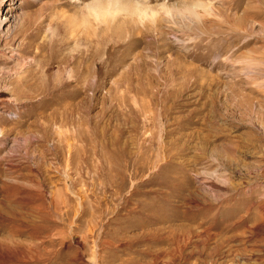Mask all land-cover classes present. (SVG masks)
I'll use <instances>...</instances> for the list:
<instances>
[{
	"label": "rangeland",
	"instance_id": "374dc122",
	"mask_svg": "<svg viewBox=\"0 0 264 264\" xmlns=\"http://www.w3.org/2000/svg\"><path fill=\"white\" fill-rule=\"evenodd\" d=\"M5 14L0 264H264V0Z\"/></svg>",
	"mask_w": 264,
	"mask_h": 264
},
{
	"label": "bare ground",
	"instance_id": "6f19581e",
	"mask_svg": "<svg viewBox=\"0 0 264 264\" xmlns=\"http://www.w3.org/2000/svg\"><path fill=\"white\" fill-rule=\"evenodd\" d=\"M140 9V8H139ZM166 10L168 11L169 9H167L166 8ZM142 11V10H141ZM153 12H155V11H153ZM149 14V13H147V12H144V11H142V13L141 14ZM151 14V13H150ZM139 15H140V13H139ZM152 15V14H151ZM154 16V15H153ZM19 20H20V17H19V15H15V14H5L4 16H3V18L1 17L0 18V31H3V33L7 36V35H11L14 31H15V29L17 28V26H18V23H19ZM9 23V25L4 29V26H6L7 24ZM4 36V35H3ZM189 40H192V39H189ZM181 41V40H180ZM20 56V53L18 52V49L17 50H13L12 51V54H11V56H10V58L12 59V58H18ZM27 62V61H26ZM26 62L22 65V67H24V65H26ZM30 62V61H29ZM86 68V67H85ZM81 69H82V73H81V79L82 80H84L85 79V76H84V71H83V69H84V67H81ZM19 70V69H18ZM6 70L3 68V69H0V73H4ZM16 73V72H15ZM23 83L24 84H26V86H32V84H33V82L31 81H28V79H25L24 81H23ZM41 83V82H40ZM36 87V86H35ZM41 87H42V85H41ZM2 89H5V88H7V85L5 84L3 87H1ZM37 88V87H36ZM41 90V89H40ZM29 91V90H28ZM31 92V91H30ZM41 92H43L44 93V97L46 96V93L47 92H45V91H41ZM38 93H40V92H38ZM0 94H3V91H0ZM37 93H29V94H26L25 92H22V93H19L18 95L19 96H25V95H27V96H35ZM9 102L11 103V102H13V100L11 99V100H9ZM3 112L4 113H8V110H6V109H3ZM194 201H195V199H194ZM109 243H111V242H109Z\"/></svg>",
	"mask_w": 264,
	"mask_h": 264
}]
</instances>
